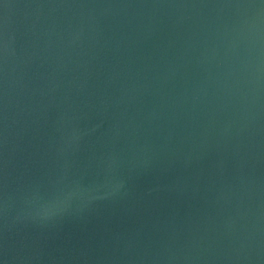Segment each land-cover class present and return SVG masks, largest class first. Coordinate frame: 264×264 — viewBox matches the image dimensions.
<instances>
[{"label": "water", "instance_id": "water-1", "mask_svg": "<svg viewBox=\"0 0 264 264\" xmlns=\"http://www.w3.org/2000/svg\"><path fill=\"white\" fill-rule=\"evenodd\" d=\"M0 264H264V0H0Z\"/></svg>", "mask_w": 264, "mask_h": 264}]
</instances>
